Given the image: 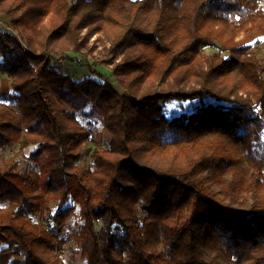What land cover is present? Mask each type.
I'll list each match as a JSON object with an SVG mask.
<instances>
[{"label": "trees", "instance_id": "trees-1", "mask_svg": "<svg viewBox=\"0 0 264 264\" xmlns=\"http://www.w3.org/2000/svg\"><path fill=\"white\" fill-rule=\"evenodd\" d=\"M0 15V149L41 162L37 178L0 164L11 264H61L68 241L85 264H264V0H0ZM94 34L121 90L52 67L92 56ZM176 102L197 105L168 117Z\"/></svg>", "mask_w": 264, "mask_h": 264}, {"label": "rangeland", "instance_id": "rangeland-1", "mask_svg": "<svg viewBox=\"0 0 264 264\" xmlns=\"http://www.w3.org/2000/svg\"><path fill=\"white\" fill-rule=\"evenodd\" d=\"M74 1V0H72ZM0 17H2L0 15ZM2 19V18H1ZM88 30H83L82 36H86ZM88 37L87 49L92 50V56H89L87 59H84L82 55L71 53V60H56L53 62L52 67L58 71L59 73L66 74L71 77V79L75 82H80L81 80L93 77L97 79L99 82H103L104 80L109 81L113 85H115L119 90V86L115 82V78L112 74L113 66L104 67L100 64V59L102 60L103 49L109 48L110 44L107 41H101L103 38L102 34H94L93 36ZM253 48H258V52L261 56L264 55V38L260 39L259 43H254ZM84 54L87 50H83ZM206 54H213L214 51L207 49ZM76 59V60H75ZM121 57L116 60V62H120ZM1 64V60H0ZM93 70L98 72L97 74L93 73ZM10 93V80L7 76L3 75L0 72V107L6 104L5 100H2L1 96L3 94ZM239 96L246 98V95L240 92ZM197 105V102H187V103H173L168 105L167 107V116L171 117L174 114H180L183 112H191L194 110V106ZM84 124H86L89 120L81 119ZM92 122L96 121V127L94 129V138L98 140V145L103 146L104 142L107 140V134L104 131L100 122H98L97 116H94L90 119ZM2 133L5 135L11 134L12 127L9 125H4L0 127ZM93 146L87 148L83 159L80 163V166L84 169H93V162L91 159V154L93 151ZM36 150L35 146L29 147L27 149L21 150L18 144H11L7 147L0 149V164L4 166L5 163L9 160H15L18 162V168L21 172H28L33 178H37L40 174L41 162L35 161L32 159L31 154ZM37 176V177H36ZM9 206L7 204H0L1 209H7ZM79 209L77 208L76 214L70 220V226L67 227L66 231L61 235L64 239H67L69 235L68 229H75L76 225L80 222L79 219ZM34 223L38 224L41 228H46L47 225L44 223L43 218L34 217ZM6 246H0V264H11L13 258L3 253V249ZM58 258L61 264H85V260L81 257L77 245L73 241H68L64 244L62 251L58 254Z\"/></svg>", "mask_w": 264, "mask_h": 264}, {"label": "built area", "instance_id": "built-area-1", "mask_svg": "<svg viewBox=\"0 0 264 264\" xmlns=\"http://www.w3.org/2000/svg\"><path fill=\"white\" fill-rule=\"evenodd\" d=\"M1 18H2V17H0V23H4V22H3V18H2V19H1Z\"/></svg>", "mask_w": 264, "mask_h": 264}]
</instances>
